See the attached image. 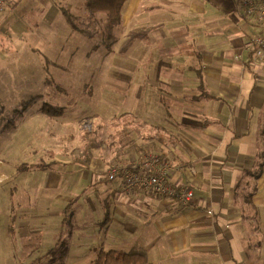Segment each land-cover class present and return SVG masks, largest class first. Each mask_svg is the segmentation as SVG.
Instances as JSON below:
<instances>
[{"label": "crops", "instance_id": "1", "mask_svg": "<svg viewBox=\"0 0 264 264\" xmlns=\"http://www.w3.org/2000/svg\"><path fill=\"white\" fill-rule=\"evenodd\" d=\"M67 2L65 8L55 0H8L0 11V114L20 115L5 124L0 145V242L19 247L5 245L0 253L32 250L35 241L34 254L54 252L66 234L69 254H84L96 236L109 250L139 245L149 256L163 254L155 251L161 243L214 264H264V63L253 61L251 47L263 23L244 0H129L116 27L126 31L132 51H146L120 114L131 117L79 157L76 146L60 144L57 127L53 132L50 117L66 110L43 91L50 77L34 74L30 59L9 61L15 42L60 66L53 55L60 13L74 26L65 12L75 5ZM31 13L39 17L35 26ZM28 30L32 43L22 37ZM7 65L20 68L10 90ZM37 131L46 133V147L41 136L40 147L33 141L26 150L23 137ZM152 139L150 152L170 164L169 181L192 188L188 203L139 188L126 193L122 176L106 178L114 162L138 163Z\"/></svg>", "mask_w": 264, "mask_h": 264}, {"label": "rangeland", "instance_id": "2", "mask_svg": "<svg viewBox=\"0 0 264 264\" xmlns=\"http://www.w3.org/2000/svg\"><path fill=\"white\" fill-rule=\"evenodd\" d=\"M55 1L58 2L59 7L67 8L69 5L67 0ZM71 1L75 5L69 11L74 26L61 13L56 22L59 34L53 44V55L58 57L60 63L58 68L47 61L51 59L49 54L34 57L25 52L22 47H17L15 42L10 43V37H7V44L10 43L11 47L9 61H19L17 65H20L23 59L27 61L30 59V66L34 74L53 78L52 81L48 82L50 85L44 88L43 91L48 93V101L57 102L60 106H64L66 110L63 114L55 113L50 117L53 122V132L57 127L60 144L66 145L68 149L71 145L76 146L79 151L78 156L82 157L88 145H91L94 140L99 138L108 139L110 134L115 135V125L118 121H122L125 116L131 117L129 114H124L120 119V114L123 110L126 93L129 95L133 89L130 78L133 77L134 71H136L138 60L145 58L146 51H132L131 43L129 44L130 37L126 31L122 27H116L117 25L110 27L107 24L105 12H96L88 17L85 13L88 11L85 8L86 0ZM54 12L55 10L51 11L52 15ZM45 14L47 15L46 11H44ZM38 21V15L31 13L28 23L35 26ZM68 23L71 25L72 33L67 35L66 29L69 28L70 30ZM26 33V35H22L23 39L32 43L30 40L32 38L30 35L31 30ZM40 62L45 67H40ZM10 64L15 65L14 63ZM19 69L18 66L9 65L3 69L4 75L5 73L9 75V77L5 75L7 79L5 85L8 90L14 85L10 78ZM73 103H76V105H73ZM2 112L0 111V113ZM19 117V112L0 114V145L6 138L3 134L5 124L9 120H19ZM103 124H110V126H102ZM70 134L73 135L72 138L66 140L65 135ZM41 136L42 131H37L35 135H25L23 138L26 141V150H30L29 145L33 141L36 142L37 147H40L38 139H41ZM46 144L47 137L44 132L41 141L42 150L46 147ZM147 153L152 152L145 151L144 154ZM43 156L44 154L39 157ZM117 163L129 162L117 161L112 163L109 168ZM6 192L10 193L11 190L8 189ZM2 193L3 188L0 187L1 196ZM12 193L19 195L16 190ZM1 208L0 204V210ZM66 228L67 222L64 226V229ZM66 237L65 234L64 237L60 238L61 241L57 244L59 248L54 252L34 254L33 249L39 245L36 241L32 245V250L23 248L8 253L3 251L0 253V264H93L97 257L96 247L101 250L110 249L108 244L98 243L97 237L94 236L91 238L89 249L84 254H69L66 252L67 244L64 242ZM5 245L6 247H19L16 242L9 240L7 243L0 242V247ZM51 245L49 244L47 247ZM63 248H65L64 252ZM117 250L129 251L126 249ZM155 251L163 254H152L153 252H150L148 259L151 264H214L213 260L209 258L192 257L190 254H173L171 249L161 243L156 246Z\"/></svg>", "mask_w": 264, "mask_h": 264}, {"label": "built area", "instance_id": "3", "mask_svg": "<svg viewBox=\"0 0 264 264\" xmlns=\"http://www.w3.org/2000/svg\"><path fill=\"white\" fill-rule=\"evenodd\" d=\"M8 0H0L2 11ZM248 14L256 16L264 24V0H244ZM253 61L264 63V33L257 35L251 42ZM170 164L160 153L144 154L138 163H117L106 173L108 180L123 177V190L131 193L143 189L151 194L173 198L183 204L188 203L193 196L189 186L178 187L169 181Z\"/></svg>", "mask_w": 264, "mask_h": 264}, {"label": "trees", "instance_id": "4", "mask_svg": "<svg viewBox=\"0 0 264 264\" xmlns=\"http://www.w3.org/2000/svg\"><path fill=\"white\" fill-rule=\"evenodd\" d=\"M129 0H86V9L90 13L96 12H105L107 16V24L110 27L118 25L122 20V12L125 5ZM68 19L71 21V15L68 12H65ZM52 81V79L47 80V82ZM48 112L60 110L59 108H54L47 106ZM14 123V120L11 122ZM7 123V124H8ZM1 133V129H0ZM153 139L150 140L148 145L144 148L148 151L156 148V143H152ZM143 151V150H140ZM33 167L32 165L23 164L22 169H29ZM40 167H47V165L42 164ZM108 215L104 217V220H107ZM93 264H150L148 260L147 252L140 247L139 245L135 246L129 251H118V250H101L94 261Z\"/></svg>", "mask_w": 264, "mask_h": 264}]
</instances>
